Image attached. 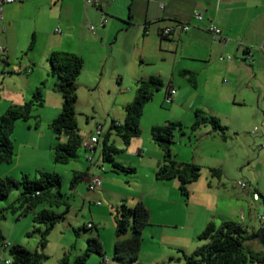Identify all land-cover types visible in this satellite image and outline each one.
<instances>
[{"label":"crops","instance_id":"obj_1","mask_svg":"<svg viewBox=\"0 0 264 264\" xmlns=\"http://www.w3.org/2000/svg\"><path fill=\"white\" fill-rule=\"evenodd\" d=\"M102 10L107 19L104 25L99 22L101 12L84 5L81 0H24L4 6L2 19H0L4 32L10 31V33L23 35L29 32L30 35L36 33L35 39L40 41L42 60L38 62L32 59L30 62L34 63L35 67L25 71L27 74L26 95H32L38 87L41 89L42 97L51 96L57 92L54 89L55 79H52L49 73L47 60L53 52H67L81 57L83 61L76 79L75 110L77 107L82 108L84 103L88 104L92 101L96 92L97 94L112 93V100L106 112L107 118L103 120L108 124H101L106 130L111 120L123 122L124 106L134 99L136 81L150 76L157 77L162 82L163 99L167 88L171 87L175 90L172 105L170 104L171 107L168 110L170 113L172 110V112L183 110L189 115L193 112L194 115L195 110H201L216 117L221 124L219 115L224 113L217 111L221 105L239 106L254 102L257 106H262L264 103V0H106ZM194 12L202 13L203 23L212 22L221 30L226 40H213L212 35L203 28V23H195ZM177 22H188L191 26L185 32L168 37L160 36L159 31L163 27ZM88 23L95 26L93 32L86 27ZM56 29L59 32H56ZM2 49L5 51L7 48ZM0 52L3 59H6V55L1 50ZM248 53L251 55V63L248 61ZM225 55H230L231 59L226 60L223 58ZM108 80H111L110 84ZM56 98L55 105L52 107L51 120L61 109L62 100L58 101V95ZM175 117L172 121L178 119ZM85 120L90 125L87 115ZM164 123L166 122H158L156 117H150L144 121L142 127L147 126L150 130L151 126ZM97 125L99 124L96 123L95 126ZM92 131L89 130L85 135L80 132L79 134L85 137ZM209 131L217 132L212 128ZM190 138L189 135L188 140L182 143L185 144ZM108 139L110 142V136ZM151 142L139 144V151L142 156L147 157L148 163L147 172L144 173L146 178L144 184H149L153 192L139 191L134 196V204L140 201L149 211V222L146 226L151 224L155 228L151 232L152 235L163 237L165 231L160 228L173 227L196 237L207 223L213 222L215 205L212 207L209 197L203 198L198 203L204 206L205 214L198 219L191 218L187 223L186 220H182L185 219L182 210L184 206L182 195L178 191V181L155 179L154 173L161 160L162 152L152 140ZM53 145L49 141L47 150L51 152ZM197 149H193V152ZM100 151L101 143L94 152V162L89 164L86 160L87 152L81 149V156H77L71 163L72 173L81 174L78 181L71 186L72 190L83 195L84 198L99 196L98 192H95L99 188L107 191L106 179H112V175H102L101 187L94 192H88L86 189L87 178L102 172ZM171 152L176 162L189 161L177 150H172V147ZM189 162L196 164L193 160ZM102 167L104 172L105 168L103 165ZM3 176L10 175L0 174V177ZM211 177L215 175L211 174ZM216 177L219 178L220 175ZM208 183L210 185L208 189L215 185V181L212 180ZM200 193L207 194L204 189ZM187 198L185 199L188 200ZM98 202L95 204L100 206ZM172 205L179 207V209L175 208L174 213L169 212ZM83 207L84 201L80 209ZM36 208L35 206L29 211L31 215L37 212ZM97 214L96 218L94 213L91 214L92 222L82 224V227L89 228L88 223L93 225L95 219L101 221L111 216L106 207L103 210L101 208ZM173 215L177 218H170ZM240 219L241 221H233L249 232H254L263 226V222L258 228L243 221L242 217ZM27 225L25 223L24 227L26 228ZM104 225L102 223L101 230L104 229ZM14 226L6 234L7 241L0 242V251L3 242L8 245L19 243L29 250L39 251L37 244L34 248H29V241L24 239L25 232L21 234V238L14 235ZM101 230L96 236L102 247H108ZM90 236L94 235L88 233L80 237L77 244L79 248L74 251L71 250V246H63L51 264H58L63 254H67L70 260L81 255L85 249L86 239ZM127 236L117 238L114 229V236L111 238L112 247L117 239ZM248 245L254 250L263 248L257 239L250 241ZM193 249L185 251V254L191 253ZM3 257L7 258L4 254ZM105 258L107 261L103 263V259L90 257L89 264H117L110 261L107 256ZM44 262L45 260L40 264Z\"/></svg>","mask_w":264,"mask_h":264},{"label":"rangeland","instance_id":"obj_2","mask_svg":"<svg viewBox=\"0 0 264 264\" xmlns=\"http://www.w3.org/2000/svg\"><path fill=\"white\" fill-rule=\"evenodd\" d=\"M2 26L0 23V47L7 49L3 52L6 59H3L0 52V115L9 107L22 105L31 98V95H26L27 74L25 71L35 67L34 63L30 62L32 59L38 62L42 60L40 41L35 39L36 33L32 35L30 32L24 35L10 33V31L7 33L2 30ZM44 37L46 36L44 35ZM48 37L51 38L49 35ZM110 81L108 80V83ZM162 89L155 91L144 104L140 117V134L131 138L128 145H124L120 137L114 134L110 135V142L119 150L113 156L114 160L122 166L134 168V173L114 171L111 163L101 161L105 168V171L99 174L101 184L102 175H112V179H106L107 191L103 188L94 190L98 192L99 196L97 197L84 198L83 195L72 190L70 184L73 176L71 163L76 158L65 164L55 163L52 151L47 150L49 141L55 144L66 139L64 134L55 138L49 128L50 118L53 114L52 107L55 105L57 95L58 101L62 100L58 92L43 97L42 105L33 106L30 116L26 120L16 119L12 122L8 138L12 145L13 157L9 163H0V174L10 175L19 180L22 174H27L32 178L37 176L39 170H44L56 172L60 176L61 197H56L51 204L47 199L36 204L37 211L45 208L62 214V217L55 222L46 235L44 248L38 247L40 252L47 255L44 264H51L63 246H71L72 251L79 248L77 244L83 235L92 233L96 236L97 232L103 228L102 223L105 224L104 229L101 230L102 236L105 244L108 245V247L103 246L104 256L117 264H135L134 261L121 262L112 257L111 238L114 236L116 208L121 203L132 207L135 202L134 196L139 191L153 192V188L149 184H144L146 182L144 173L147 172L148 163L147 157L142 156L139 151V144L142 142L152 143L150 130L147 126L146 128L142 127L144 121L150 117H156L158 122H170L177 116L175 118L178 119L174 121L180 124L181 132H175L174 142L171 144L172 150H177L184 158L189 161L193 160L200 166L199 177L187 186L188 200L181 196L184 206L182 210L185 216V219L182 220H186L187 223L191 218L198 219L203 216L205 214L203 213L204 206H201L198 201L209 197L212 207L215 205L213 222L216 225L223 220L241 221L242 217L243 221L250 225L260 227L263 222L260 218L264 216V103L262 106H257L254 102L239 106L231 104L219 106L217 111L224 113V115H219L221 116L219 119L222 121L221 125L226 127L223 138L219 132H210L209 124H203L192 131L190 126L194 121L193 112L190 115L183 110L174 111L175 115L173 110L171 113L168 112L172 104L162 103ZM93 98L88 104L84 103L82 108L77 107L75 110L78 132L84 135L89 130H94L96 123L99 125L108 124L103 120L107 118L106 112L112 100V93L97 94L96 92ZM86 115L90 125L85 120ZM189 135L191 136L190 140L183 144L182 142L188 140ZM196 148H198L197 151L193 152V149ZM77 156H81V149L77 151ZM212 168L220 170L219 178L211 177L210 169ZM211 180L215 181V185L208 189L210 187L208 182ZM238 182L246 183L247 187L241 188L237 185ZM203 189L207 192L206 195L200 193ZM20 190L21 187L18 186L0 200V234L4 236L2 241H7L6 234L15 224L14 235L21 238V234L25 232V241H29V248H34L36 244L38 245L39 233L33 231V228L38 227L42 230L44 225L34 222L29 211L19 218H17V214L20 209L12 211L11 206L18 207L17 198ZM252 192L258 194V200L253 199ZM51 193H55V190H51ZM125 196L126 199H124ZM82 201H84V207L80 209ZM97 201L100 206L95 204ZM105 207L110 211V217L101 221L95 219L92 227H82V224L92 222L91 214L94 213L96 218L99 210L101 208L103 210ZM175 208L179 209L178 206L172 205L169 212L174 213ZM170 218L177 217L173 215ZM182 220L180 222H183ZM25 223L28 224L26 228L24 227ZM153 229L155 228L150 224L142 230V246L138 264H185L183 259L185 251L205 242L197 240L189 232L181 231L179 228H160L165 231L163 237L152 235ZM126 235H129V232L120 238ZM67 249L69 248L67 247ZM1 252L2 255L9 257L7 249ZM90 257L101 259L95 254H90L87 264H89Z\"/></svg>","mask_w":264,"mask_h":264},{"label":"trees","instance_id":"obj_3","mask_svg":"<svg viewBox=\"0 0 264 264\" xmlns=\"http://www.w3.org/2000/svg\"><path fill=\"white\" fill-rule=\"evenodd\" d=\"M32 41V40H31ZM49 73L55 79L54 89L62 98L60 112L50 121L49 128L55 138L60 135L66 136L65 141L57 142L52 146L53 161L65 164L77 157L80 149L81 135L78 132L76 121V89L77 76L82 68V58L67 52H53L48 57ZM162 87L159 78L150 76L136 81L135 96L132 102L124 106L125 117L119 125L111 120L109 127L101 140V161L111 163L114 171L134 173V168L122 166L117 163L113 156L119 150L109 142V136L114 134L122 139L124 145H128L131 138L140 134L139 120L144 104L151 98L155 91ZM43 97L40 87L36 88L31 98L22 105L9 107L0 115V163H9L13 157L12 145L8 134L12 127V122L16 119L26 120L30 116L33 106H41ZM203 124H209L211 128L225 137L226 127L221 125L219 120L201 110L194 111V121L190 128L192 131L198 129ZM181 132L178 122H166L161 125L150 127L151 140L161 149L162 157L154 173L156 180L176 179L178 181L179 193L187 197V186L194 182L200 175V166L190 162H176L171 152V144L174 142L175 132ZM210 173L215 176L221 174L216 168L210 169ZM81 174L73 173L70 181L73 186ZM21 187L17 198L18 207L11 206L12 211L17 208L20 211L17 218L25 215L26 211H31L36 204L43 200H48L51 204L56 197H61L60 176L53 172L39 170L37 176L30 178L27 174H22L17 180L11 176L0 177V200L8 193ZM55 190V193H51ZM63 202V200H61ZM64 203V202H63ZM264 206V200H263ZM32 220L42 223L43 229L34 227L33 231L39 233L38 247L44 248L46 245V235L55 222L62 217L61 213H55L50 209H41L32 213ZM149 222V211L142 204L136 202L132 207L121 203L115 211L114 225L115 236L129 235L123 239H117L113 246L112 257L121 262L134 261L138 264V257L141 247V233ZM264 226V221H263ZM259 229L249 232L245 227L235 221L223 220L218 225L213 222L207 223L204 229L196 236L197 240L205 242L193 249L189 254H183L185 264H264V247L262 250H254L248 245L250 241L257 239ZM3 236L0 234V242ZM7 253L10 264H40L47 259V255L40 251L29 250L19 243L8 245ZM90 254H95L104 259V250L97 236H90L86 239L85 249L79 256L69 259L67 254H63L58 264H87Z\"/></svg>","mask_w":264,"mask_h":264},{"label":"built area","instance_id":"obj_4","mask_svg":"<svg viewBox=\"0 0 264 264\" xmlns=\"http://www.w3.org/2000/svg\"><path fill=\"white\" fill-rule=\"evenodd\" d=\"M21 1H24V0H0V19H2L3 8L5 5L17 3V2H21ZM81 1L83 2L84 5L99 10L101 12V17H100V21H99L100 24L104 25V23H106L107 19H106V16L102 10V7L105 4L106 0H81ZM193 19H194L196 24L203 23V21H204V17L202 15V13H200V12H194L193 13ZM203 24H204L203 28L212 35L213 40H220V41L226 40V37L223 36L221 30L218 27H216L212 22L207 21ZM190 26H191V24L188 22H177L173 25L163 27L159 31V34L161 37H168V36L173 35V34L185 32L190 28ZM86 27L92 32L94 31V28H95V26L93 24H90V23H88L86 25ZM56 32H59V30L56 29ZM0 50L2 52H4L2 48H0ZM248 55H249L248 61L251 63L252 62L251 55L249 53H248ZM223 58H225L226 60H229V59H231V56L225 55ZM174 94H175V90L173 88H171V87L167 88L165 91V94H164L163 103L165 105L170 104L172 102V98H173ZM114 124L119 125L120 122L114 120ZM106 131L107 130L104 129V127L102 125H97V126H95L94 130L91 133H89L85 137L81 138L80 149H83L84 151L87 152L86 160L89 164H92L94 162V156H95L94 152L96 150V147L101 143V140H102L103 136L105 135ZM253 132L255 133L256 129ZM100 169L103 171L102 165H100ZM237 185L240 186L241 188L247 187V184L244 182H238ZM99 187H101L100 176L99 175H90L86 180L87 191L92 192V191L98 189ZM252 195H253V198L255 200L258 199V195L256 192H252ZM97 204H99V202ZM260 219L262 220V219H264V217H262ZM87 226L92 227L93 225L91 223H88ZM7 248H8V243L3 242L1 244V251H4ZM1 251H0V263L2 262L4 264H10V258L9 257L4 258ZM106 261H107V259L104 258L103 263H105Z\"/></svg>","mask_w":264,"mask_h":264},{"label":"water","instance_id":"obj_5","mask_svg":"<svg viewBox=\"0 0 264 264\" xmlns=\"http://www.w3.org/2000/svg\"><path fill=\"white\" fill-rule=\"evenodd\" d=\"M257 240L259 241V243L264 247V226H262L259 229V233L257 235Z\"/></svg>","mask_w":264,"mask_h":264}]
</instances>
